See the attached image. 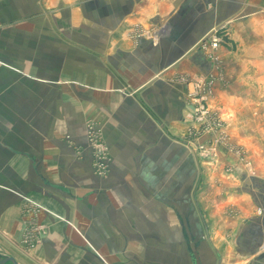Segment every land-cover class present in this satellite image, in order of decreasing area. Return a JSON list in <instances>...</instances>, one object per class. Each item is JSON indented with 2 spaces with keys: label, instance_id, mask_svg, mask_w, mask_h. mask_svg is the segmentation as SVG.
Wrapping results in <instances>:
<instances>
[{
  "label": "crops",
  "instance_id": "crops-1",
  "mask_svg": "<svg viewBox=\"0 0 264 264\" xmlns=\"http://www.w3.org/2000/svg\"><path fill=\"white\" fill-rule=\"evenodd\" d=\"M223 23L208 103L251 170L183 143L184 79L212 69L196 45ZM0 248L19 264H264V0H0Z\"/></svg>",
  "mask_w": 264,
  "mask_h": 264
},
{
  "label": "built area",
  "instance_id": "built-area-1",
  "mask_svg": "<svg viewBox=\"0 0 264 264\" xmlns=\"http://www.w3.org/2000/svg\"><path fill=\"white\" fill-rule=\"evenodd\" d=\"M225 25L226 23H223L212 27L196 45L198 51L211 63L212 69L207 73H200L184 79L188 84L185 95L189 101V109L183 118L186 125V136L183 143L193 148L197 155L205 160H214L220 147H225L228 151L236 154L242 164L251 170L252 164L246 157L245 150L231 144L226 122L220 113L211 108L208 103L219 65L216 49L223 39L221 31ZM85 133L91 149L92 169L97 176L103 177L108 171L110 157L101 128L95 122L87 120ZM201 137L204 139L202 140ZM225 170L231 172L232 168L226 166ZM40 230V226H34L27 230L23 242L28 247H34L39 241L38 232Z\"/></svg>",
  "mask_w": 264,
  "mask_h": 264
},
{
  "label": "water",
  "instance_id": "water-1",
  "mask_svg": "<svg viewBox=\"0 0 264 264\" xmlns=\"http://www.w3.org/2000/svg\"><path fill=\"white\" fill-rule=\"evenodd\" d=\"M170 22H172V20H170ZM183 50H186V48ZM197 54L198 53H196L195 55ZM0 264H19V263L13 256L9 255V256L0 257Z\"/></svg>",
  "mask_w": 264,
  "mask_h": 264
},
{
  "label": "rangeland",
  "instance_id": "rangeland-1",
  "mask_svg": "<svg viewBox=\"0 0 264 264\" xmlns=\"http://www.w3.org/2000/svg\"><path fill=\"white\" fill-rule=\"evenodd\" d=\"M9 256L7 254V251H4V249L0 248V257Z\"/></svg>",
  "mask_w": 264,
  "mask_h": 264
}]
</instances>
